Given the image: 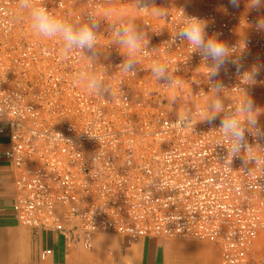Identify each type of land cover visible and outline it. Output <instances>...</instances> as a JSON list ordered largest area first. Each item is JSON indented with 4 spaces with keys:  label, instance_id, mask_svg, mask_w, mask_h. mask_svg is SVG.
Returning <instances> with one entry per match:
<instances>
[{
    "label": "built area",
    "instance_id": "2783aa9c",
    "mask_svg": "<svg viewBox=\"0 0 264 264\" xmlns=\"http://www.w3.org/2000/svg\"><path fill=\"white\" fill-rule=\"evenodd\" d=\"M34 2L74 25L92 13L99 42L93 51L61 54L59 40L34 34L17 0H0V135L9 139L4 157L20 226L56 232L84 250L98 234L128 243L208 241L220 249L221 264H264V171L254 161L229 162L219 118L209 125L197 115L191 129L176 127L185 112L195 116L217 95L226 110L234 107L242 88L264 109V71L249 86L229 65L215 78L223 84L217 94L201 57L174 41L183 10L207 22V35L221 33L229 46L246 42L242 71L264 64V33L255 29L264 8L248 9L247 0L238 9L228 0H146L140 13L135 0ZM121 24L147 41L135 75L121 67L129 59L115 42ZM153 61L166 63L182 86L157 80ZM78 74L102 78L104 89L88 91L76 83ZM259 122L264 127V112Z\"/></svg>",
    "mask_w": 264,
    "mask_h": 264
},
{
    "label": "clouds",
    "instance_id": "9594fccd",
    "mask_svg": "<svg viewBox=\"0 0 264 264\" xmlns=\"http://www.w3.org/2000/svg\"><path fill=\"white\" fill-rule=\"evenodd\" d=\"M18 6L26 9L29 14L30 28L38 37L60 41L61 54H67L73 50L83 52L84 50L93 51L98 44V35L95 31L99 27L96 17L89 13V22L72 24L64 18L58 17L49 12L43 4H37L34 0H17ZM231 7L238 9L241 0H228ZM136 9L142 13L147 11L146 0H135ZM246 7L251 10L259 11L264 8V0H247ZM7 15V10H3ZM156 15H164L159 9L153 10ZM207 22L195 16H187L184 11H180L179 27L175 33V39L185 41L190 49V53H197L207 69L206 77L212 85V91L219 94L223 91V84L215 82L221 70L228 73V66L235 68V74L240 78L244 85H254L261 71H264V64H253L247 70L244 69L243 53L246 42L237 46H229L226 42L219 39L221 33L207 35ZM255 29L258 33H264V18L255 22ZM115 42L123 47L129 59L121 66L124 73L135 75L136 54L147 44L144 34L135 30L131 24H121L114 26ZM211 61L209 64L208 62ZM150 70L157 80L166 83L169 89H177L182 86V81L173 79L169 74L166 63L153 61ZM75 81L83 85L88 91L99 94L104 89L102 78L91 75L85 76L78 74ZM239 93L241 98L237 99L234 107L225 109L219 96L204 105L201 112L195 116L190 112H185L176 121L177 128L191 129L195 124L197 115L199 120L212 125L218 118L220 119L219 133L226 145L229 162L233 158H241L244 165L254 161L261 171H264V127L260 125L259 116L264 109L257 107L254 100L249 96L246 88H242ZM175 92L173 93V99ZM224 113V115H221ZM62 138L61 134H57ZM248 136L253 137L257 147H253L248 141ZM89 138H92L89 133ZM97 139L99 137H96ZM259 150L258 152L256 150ZM12 155V153H9ZM252 170L249 172L251 173Z\"/></svg>",
    "mask_w": 264,
    "mask_h": 264
},
{
    "label": "crops",
    "instance_id": "0c3cea01",
    "mask_svg": "<svg viewBox=\"0 0 264 264\" xmlns=\"http://www.w3.org/2000/svg\"><path fill=\"white\" fill-rule=\"evenodd\" d=\"M9 139L0 135V264H221L217 245L208 241L148 237L128 243L115 234H98L91 248L70 245L56 233L25 229L11 206L14 185L4 154ZM51 255H45L47 251Z\"/></svg>",
    "mask_w": 264,
    "mask_h": 264
}]
</instances>
